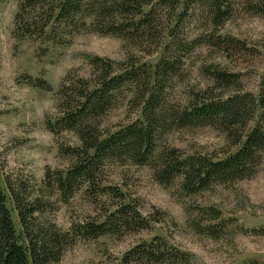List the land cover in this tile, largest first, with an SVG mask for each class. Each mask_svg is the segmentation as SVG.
<instances>
[{"label": "rangeland", "instance_id": "obj_1", "mask_svg": "<svg viewBox=\"0 0 264 264\" xmlns=\"http://www.w3.org/2000/svg\"><path fill=\"white\" fill-rule=\"evenodd\" d=\"M20 2L0 0V189L17 234L21 229L6 177L21 179L27 189L48 199L40 220L53 222L62 232L77 233L57 264H120L129 249L154 239L187 254L190 264H264V160L249 179L195 194L183 191L178 179L159 184L152 168L136 165L126 156L96 164L93 182L84 183L67 200L44 184L47 173L53 177L67 171L74 160L71 153L80 145L62 122L64 104L58 94L62 85L77 95L83 80L93 81L90 62L98 57L121 62L117 73L133 68L144 86L169 34L188 51L159 89L157 149L175 148L183 156L214 160L234 152L235 134L228 135L221 124L180 127L171 118L192 93L210 84L205 69L215 64L238 77L242 94L258 97L264 72V15L251 12L250 0H227L228 16L214 26L210 10L201 3L186 7L175 0H156L149 40L129 42L82 30L58 42L15 37ZM209 35L233 38L239 48L231 55L219 53L207 46L204 38ZM130 91L129 85L122 88L113 108L100 117V130L114 131L141 119ZM209 95L217 97L218 92ZM257 117L255 112L247 129ZM120 205L138 212L147 228L85 238L84 224L103 222Z\"/></svg>", "mask_w": 264, "mask_h": 264}, {"label": "trees", "instance_id": "obj_2", "mask_svg": "<svg viewBox=\"0 0 264 264\" xmlns=\"http://www.w3.org/2000/svg\"><path fill=\"white\" fill-rule=\"evenodd\" d=\"M156 0H21L14 17V35L18 39L35 37L66 42L82 30L102 32L126 41L149 40L153 3ZM171 2L173 0H159ZM190 6L201 3L210 10L214 26L228 16L227 0H175ZM251 12L264 15V0H250ZM259 8H257V6ZM177 7V6H176ZM167 36H169L167 38ZM207 46L222 54L231 55L239 42L227 36H212ZM173 36L165 35L160 57L143 86L137 72L126 69L117 73L122 63L100 58L91 59L93 81L83 80L77 95L68 93L62 85L59 99L64 104L62 122L74 132L80 142L71 153L73 162L66 172L53 177L47 173L44 184L55 188L64 200L71 198L84 183H92L96 164L112 158H126L154 170L156 181L169 185L179 180L186 193H199L213 185H225L253 177L264 160V72L260 79L258 97L242 94L235 74L217 64L205 69L210 84L187 98L185 107L171 119L180 127L219 123L232 136L234 152L223 158L183 156L175 148L157 149L156 125L159 114L162 83L174 74V63L188 49ZM130 86L131 101L140 107L141 119L114 131L100 130V117L111 110L125 86ZM239 86V87H238ZM217 91V97H210ZM258 112L254 126L249 121ZM17 212L20 234L6 206L0 189V264H57L67 247L75 242L77 233L62 232L53 222L42 221L48 199L27 189L21 179H4ZM120 205L106 215L101 223H86L85 238L95 239L124 230H142L148 223L138 212ZM120 264H190L187 254L161 240L144 242L129 249Z\"/></svg>", "mask_w": 264, "mask_h": 264}]
</instances>
